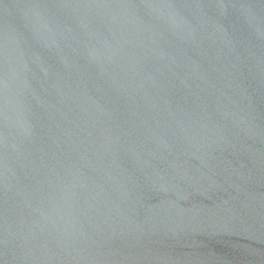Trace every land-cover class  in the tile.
Masks as SVG:
<instances>
[{
	"label": "water",
	"instance_id": "1",
	"mask_svg": "<svg viewBox=\"0 0 264 264\" xmlns=\"http://www.w3.org/2000/svg\"><path fill=\"white\" fill-rule=\"evenodd\" d=\"M0 264H264V0H0Z\"/></svg>",
	"mask_w": 264,
	"mask_h": 264
}]
</instances>
